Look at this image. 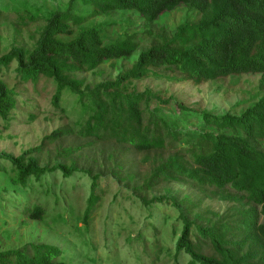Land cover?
I'll return each instance as SVG.
<instances>
[{"label": "trees", "instance_id": "16d2710c", "mask_svg": "<svg viewBox=\"0 0 264 264\" xmlns=\"http://www.w3.org/2000/svg\"><path fill=\"white\" fill-rule=\"evenodd\" d=\"M83 6L90 9L82 11ZM184 9L186 17L175 28H150L164 15ZM114 11L136 12L148 28L133 29L117 21L86 25ZM120 25L124 28L118 34ZM144 41L145 49L130 63ZM103 64L112 65L118 75L91 83L78 76ZM9 70L22 84L52 82L54 108L66 112L70 107L80 114L71 126L55 129L23 154H0L11 162L16 186L32 193V178L40 181L56 170L69 178L78 171L72 155L87 145L113 144L119 148L115 168L126 171L124 181L140 194L177 182L233 203L224 213H206L197 221L189 218L200 206L193 199L143 196L147 206L187 209L189 215L180 216L183 227L176 242L177 253L187 255L183 264H264V93L239 114L203 110L206 129L183 130L167 119L162 106L172 101L180 110L187 106L150 89L127 87L151 77L200 84L242 73L262 74L264 87V0H69L65 9L46 20L34 49L12 47L0 56V117L8 123L18 106L16 87L5 79ZM68 136L86 140L61 148L59 155L71 162L40 166L31 155ZM136 156L151 164L142 174V185ZM46 189L50 194L52 188ZM104 196L96 174L83 214L87 231ZM24 212L30 219L43 220L46 207L36 201ZM64 255L57 245L29 243L0 251V264H66Z\"/></svg>", "mask_w": 264, "mask_h": 264}, {"label": "rangeland", "instance_id": "374dc122", "mask_svg": "<svg viewBox=\"0 0 264 264\" xmlns=\"http://www.w3.org/2000/svg\"><path fill=\"white\" fill-rule=\"evenodd\" d=\"M68 2L0 0V56L12 47L34 49L46 20L56 10L65 9ZM89 9L81 7L82 11ZM185 15V9L166 14L150 28L157 30L159 24L175 28L184 21ZM116 21L125 22L133 29L148 28L145 21L139 20L137 13L131 11H114L110 15L96 17L86 25H109ZM118 28L120 34L124 26ZM145 47L144 41L129 62L133 63ZM117 75V69L110 64H103L93 71L78 72V76L87 83L113 79ZM261 76L260 73L233 74L200 84L191 80L177 82L151 77L134 80L127 87L136 91L150 89L163 97H174L188 109L180 110L172 101L170 105L162 106L167 119L183 130H205L201 111L241 113L263 95ZM5 79L16 87L18 106L9 123L0 117V154L19 156L39 146L45 135L59 127L71 126L80 118V114L70 111V107L66 112L54 108L52 96L55 88L52 82L41 80L36 85L22 84L13 70L5 74ZM32 115L35 117L32 118ZM84 141L68 136L45 146L43 152L34 151L31 155L38 159L40 166L69 163L71 159L59 155L61 148L76 146ZM118 149L113 144L85 146L78 154L72 155L78 171L69 178H65L60 170L43 176L40 181L32 178V193H26L12 182L15 170L11 162L0 159V251L29 243H48L63 248L66 264H183L187 255L177 253L176 242L183 227L180 216L189 215L187 209L184 206L178 209L170 204L147 206L143 203V196L147 199L162 195L193 199L200 206L189 218L197 221L206 213H224L233 203L212 195L209 190L177 182L161 183L140 194L129 186L128 180L124 181L126 171L115 168ZM135 159L142 185L146 179L142 174L151 164L143 161L142 156ZM96 174L105 189V196L90 231H87L83 214L92 177ZM47 187L52 188L50 194L46 192ZM36 201L46 207L43 220L30 219L24 212L25 207L32 206Z\"/></svg>", "mask_w": 264, "mask_h": 264}]
</instances>
